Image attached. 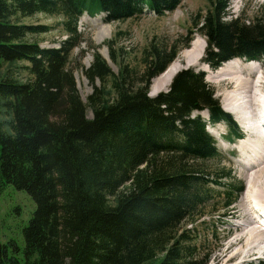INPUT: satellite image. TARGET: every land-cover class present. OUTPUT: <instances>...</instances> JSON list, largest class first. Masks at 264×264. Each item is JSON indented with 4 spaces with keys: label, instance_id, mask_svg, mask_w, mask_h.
I'll return each mask as SVG.
<instances>
[{
    "label": "trees",
    "instance_id": "1",
    "mask_svg": "<svg viewBox=\"0 0 264 264\" xmlns=\"http://www.w3.org/2000/svg\"><path fill=\"white\" fill-rule=\"evenodd\" d=\"M180 2L0 0V182L36 203L23 229V261L15 242L0 238V264H206L196 242L204 209H228L244 187L220 164L201 115L224 121L229 140L242 135L203 72L180 70L169 91L150 96L152 79L176 51L154 49L139 81L126 67L115 75L96 54L86 76L109 87L94 85L86 103L68 68L85 12H103L111 22L145 10L161 16ZM210 2L198 28L206 40L205 62L217 68L234 57L264 59V17L227 19L229 0ZM37 13L63 16L70 37L60 48L27 39L48 31L22 23ZM17 61L28 63L27 81L5 76V65ZM214 188L221 189L216 196ZM213 198L220 209L209 205Z\"/></svg>",
    "mask_w": 264,
    "mask_h": 264
},
{
    "label": "rangeland",
    "instance_id": "2",
    "mask_svg": "<svg viewBox=\"0 0 264 264\" xmlns=\"http://www.w3.org/2000/svg\"><path fill=\"white\" fill-rule=\"evenodd\" d=\"M210 6V0H181L176 9L166 11L161 16L144 12L136 17L111 22L105 21V14H99L95 17L86 14L80 17L76 26L78 34L74 39L76 44L70 52L68 68L75 77L83 101L88 102V96L92 94L94 85L103 87L106 84L109 87V84L103 83L99 79H96L95 83L92 84L86 76V70L90 67L96 54H100L107 61L115 75H120L123 68L126 67L132 81H139L147 70L149 58L154 49L163 48L167 55L176 51L177 54L171 61L172 63L175 60H180L184 51L191 47L193 42L205 41V37L198 28L201 22L200 16L207 13ZM226 16L227 19L241 17L247 21L248 19L253 21L256 17H264V0H229ZM63 19L61 15L37 13L23 17L21 20L22 23L44 25L48 29L47 32L29 34L28 40L38 42L43 48H60L63 41H68L70 37L63 25ZM183 61L181 62L183 67L180 70L202 71L206 83L215 90V97L219 100L223 110L237 121L235 114L230 112V109L227 110L228 106H224L227 102L226 94L230 91L219 88L215 82L210 80L211 76L225 64L218 68H211L205 62L204 57L201 62L194 65H187V62ZM241 62L246 63L247 61ZM262 64V71L264 72V60L260 62V66ZM27 65L28 63L25 61L6 64L4 74L21 82L27 81L31 77L25 68ZM157 77L151 81L149 87V94L151 95L152 84ZM164 91L166 90L159 91L155 95ZM239 97V102H243L245 97L243 98V95H239ZM258 98L261 99V97ZM245 106L249 107L248 104ZM202 115L205 119L208 118L206 111L202 112ZM87 116L92 117L90 108L87 111ZM4 119L9 118L5 116ZM237 123L241 131L244 130L241 123L239 121ZM207 128L212 137L216 135L217 146L222 155V159L219 160L222 161L220 164L225 167V171L233 170V175L242 181L244 189L236 203L228 209L219 210L217 213H212L210 206L204 209V215L199 220L197 227L198 240L196 242L203 249L202 255L206 264H236L235 260L225 263L223 257L229 240L237 233L236 226L240 222L239 214L243 216L245 210L244 195L250 183L249 174L245 175L239 162L242 156L238 146L244 140L234 142L225 138L227 133L229 134V130L224 123L207 125ZM219 134L223 136V139L218 137ZM246 139L247 137H245ZM219 161H210L208 165L212 167ZM212 191L216 196V193L221 189L214 188ZM213 204L217 209L222 207L218 198H213L210 201L209 205ZM35 209L36 203L26 191L18 190L12 184H1L0 182V238L3 243L15 242L20 247L21 251L17 257L22 261V250L25 245L23 229L28 224ZM223 213L226 217H223ZM215 231L217 232L213 237Z\"/></svg>",
    "mask_w": 264,
    "mask_h": 264
},
{
    "label": "bare ground",
    "instance_id": "3",
    "mask_svg": "<svg viewBox=\"0 0 264 264\" xmlns=\"http://www.w3.org/2000/svg\"><path fill=\"white\" fill-rule=\"evenodd\" d=\"M205 47L206 43L203 40L193 42L191 47L184 51L180 60L173 61L153 81L152 95L155 96L157 92L168 89L173 77L183 67L181 63L183 60L187 62V65L201 62ZM262 68L263 64L260 66V63L256 61L243 63L237 58L227 61L210 78L219 88L230 91L226 94L227 102L224 104L228 106L227 110L230 109V112L235 114L237 121L249 124L247 139L245 140L246 136H244L242 139L244 141L238 149L242 156L239 160L242 171L245 175L249 174L250 183L248 182L244 195L243 216L239 214L240 222L236 226L237 233L231 237L227 250L225 249L226 253L223 257L225 263L235 260L236 264H264V224L262 220L259 221L258 218L252 217L251 209L248 208V202L251 201L252 204H257L264 213V136L259 134V125L255 124L253 118H256L259 110L264 113V72ZM239 95L245 97L243 102H239ZM246 104L249 107L245 106Z\"/></svg>",
    "mask_w": 264,
    "mask_h": 264
},
{
    "label": "clouds",
    "instance_id": "4",
    "mask_svg": "<svg viewBox=\"0 0 264 264\" xmlns=\"http://www.w3.org/2000/svg\"><path fill=\"white\" fill-rule=\"evenodd\" d=\"M173 81V80H172ZM170 88V87H169ZM167 91H169V89L168 90H166V91H164V92H167ZM150 96H153V95H151V94H149Z\"/></svg>",
    "mask_w": 264,
    "mask_h": 264
}]
</instances>
